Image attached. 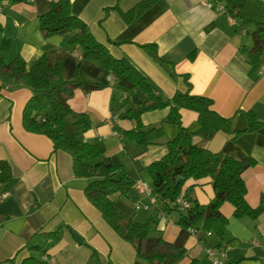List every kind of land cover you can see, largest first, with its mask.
<instances>
[{
    "label": "crops",
    "instance_id": "obj_1",
    "mask_svg": "<svg viewBox=\"0 0 264 264\" xmlns=\"http://www.w3.org/2000/svg\"><path fill=\"white\" fill-rule=\"evenodd\" d=\"M140 1L70 0L72 14L88 25L96 40L115 58L128 59L157 94L166 99L177 92L208 98L212 109L230 120V132L216 133L206 148L239 161H256L243 178L246 202L257 209L264 197V136L235 132L247 127L246 112H254L257 121L264 124V55L260 63L251 65L240 52L244 45L253 46L251 34L255 30L253 23L243 25V21L264 22V0H244L240 18L228 14L218 0H160L127 25L120 13ZM50 9L48 0L18 4L0 1V23L4 29L0 33V56L8 62L20 57L30 68L48 45L46 63L50 68L60 64L64 80L105 84V88L91 92L79 89L69 101L75 112L86 114L91 120V128L82 138L102 144L106 156L119 162L135 183L153 187L148 167L166 155L167 143L177 134L176 126L165 123L169 108L142 117L147 130H164L154 144L142 148L129 140L126 133L133 131L136 124L121 117L128 108L126 91L115 84L108 71L84 59L79 47L70 46L69 36L43 37L39 18ZM150 45L154 49L145 48ZM32 95L29 88L0 84V162L10 165L15 180L9 188L0 184V264H21L28 255L26 246L32 242L47 249L56 264H96L90 252L82 262L73 261L71 256L69 260L63 258L66 250L69 255L83 245L94 251L93 257L99 258L101 253L104 259L100 264H146L136 258L135 248L87 200L84 191L90 180L75 177L72 157L63 151L55 152L48 137L24 129L23 111ZM145 100L146 95L140 90L130 97L133 106H141ZM180 115L184 128L197 129V113L181 109ZM189 187L201 205H208L214 198L210 178L190 180L183 191ZM138 203L148 205L149 200L135 188L117 202L136 221L150 222L159 236L174 242L180 233L178 214H169L157 204L141 210L144 217L137 220L139 211L134 206ZM160 211L167 213L165 218L159 217ZM221 212L229 220L225 236L216 239L213 233L207 236L198 230L190 235L186 258L180 264L194 259L210 264L206 246L228 247L224 264H264V210L256 220L236 219L230 203H225ZM59 229L58 243L44 241L40 236ZM74 233L83 239L82 243Z\"/></svg>",
    "mask_w": 264,
    "mask_h": 264
},
{
    "label": "trees",
    "instance_id": "obj_2",
    "mask_svg": "<svg viewBox=\"0 0 264 264\" xmlns=\"http://www.w3.org/2000/svg\"><path fill=\"white\" fill-rule=\"evenodd\" d=\"M8 1L18 4L26 0ZM48 1L50 11L39 18L43 37L49 39L54 36H69L70 46L79 47L84 59L91 60L108 71L114 77L115 84L126 91L125 104L128 108L121 117L136 124L133 131L126 133L129 140L147 148L164 135L163 128L147 130L142 124V117L148 112L169 108L165 123L177 127L175 138L167 143L166 155L148 167L153 177V192L158 196L162 208L169 214H178L176 224L180 227V233L174 242H169L163 236L150 235V222H138L132 214L120 209L118 199L130 193L136 183L119 162L106 156L102 144L88 143L82 138L90 130L91 120L86 114L75 112L69 101L79 89L91 92L101 90L106 85L64 80L60 64L50 68L46 63L48 45L30 68L20 57L8 62L0 56V84L26 87L33 93L23 111L24 129L48 137L55 152L63 151L72 157L75 177L90 180L84 191L87 200L100 212L108 225L135 248L136 258L146 264H180L187 253L186 243L190 238L191 228L211 232L216 239H222L229 224L228 218L221 212L225 203L233 206L236 219L248 217L256 220L264 210V197L257 209L250 207L246 202L247 187L243 178L245 171L255 166L256 161L252 158L239 161L206 148V144L216 133L230 132V120L212 109V101L181 92L170 99L160 96L128 59L115 58L105 45L96 40L88 25L72 14L70 0ZM159 1L142 0L120 15L127 25H131ZM218 1L224 4L226 12L232 17L240 18L245 9L244 0ZM250 23L255 25L251 34L253 46L247 48L244 45L240 52L251 65H256L264 55V22L243 21V25ZM3 30L0 23V33ZM145 48L154 49V46ZM135 90L146 95L141 106L130 103ZM181 109L197 113L196 130L182 126ZM245 115L247 127L235 133L249 132L264 136V124L257 121L254 112H246ZM196 138H199L198 142L195 141ZM178 178L183 180L176 184ZM206 178L212 179L215 195L208 205H201L196 200L192 187L185 191L183 189L190 180ZM14 181L10 165L0 162V184L9 188ZM181 196L190 202L189 209L175 210L171 207ZM40 236L44 241L55 244L61 240V229ZM25 249L28 255L21 264H47L43 260L44 256H48L47 249L43 246L28 243ZM189 264L201 263L194 259Z\"/></svg>",
    "mask_w": 264,
    "mask_h": 264
},
{
    "label": "built area",
    "instance_id": "obj_3",
    "mask_svg": "<svg viewBox=\"0 0 264 264\" xmlns=\"http://www.w3.org/2000/svg\"><path fill=\"white\" fill-rule=\"evenodd\" d=\"M135 189L140 194L146 195L148 200H149V204L148 205L142 204V203L136 204L134 206V209L136 211H141V210L147 211V210L151 209L152 207H155L157 204H160L159 203V198H158L157 195L154 194L152 187L148 186L147 184H145L143 182H138V183L135 184ZM190 206H191L190 202L186 198H184L183 196L177 198L171 204L172 208H174V207L178 208L179 207L182 210L189 209ZM166 215H167V213L164 212V211H160L159 212V217H164L165 218ZM197 232H198V229H196V228H191L190 229V234L191 235H194ZM205 234L207 236H212L211 232H206ZM203 242H204V240H200V243H203ZM228 249H229L228 247L222 248V249H216V248H213V247H210V246H206L205 253H206V257L210 261V264H224L223 259L226 257V251ZM43 260L45 262H47V264H56L55 258L50 257V256H44Z\"/></svg>",
    "mask_w": 264,
    "mask_h": 264
},
{
    "label": "rangeland",
    "instance_id": "obj_4",
    "mask_svg": "<svg viewBox=\"0 0 264 264\" xmlns=\"http://www.w3.org/2000/svg\"><path fill=\"white\" fill-rule=\"evenodd\" d=\"M130 205V204H129ZM138 213V216H137V220L138 219H143V217H144V212H137ZM138 221H140V220H138ZM143 223H146V222H143ZM152 237H157V236H159V234H157L153 229H152V231H151V234H150ZM32 245H34V242H32ZM89 249L86 247V245H83V247H82V249H78V250H76V251H74V252H71L70 251V254L68 255V253H67V250L64 252V254H63V258L64 259H67V260H69L70 259V256H71V258H72V260L73 261H80V262H82V260H84L85 259V257L89 254L88 252H90V254L89 255H92L91 257H92V261L94 262V263H96V264H100V263H103L102 261H103V259H104V257L101 255V253H100V255H99V258L98 257H93V255H94V251H88ZM101 256V257H100ZM101 258V259H100ZM184 258H186V257H184ZM101 261V262H100Z\"/></svg>",
    "mask_w": 264,
    "mask_h": 264
},
{
    "label": "water",
    "instance_id": "obj_5",
    "mask_svg": "<svg viewBox=\"0 0 264 264\" xmlns=\"http://www.w3.org/2000/svg\"><path fill=\"white\" fill-rule=\"evenodd\" d=\"M183 179L182 178H178L177 181H176V184H178L179 182H181ZM74 236L76 237L77 241L79 243H82L83 242V239L76 233H74Z\"/></svg>",
    "mask_w": 264,
    "mask_h": 264
}]
</instances>
